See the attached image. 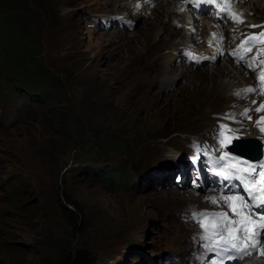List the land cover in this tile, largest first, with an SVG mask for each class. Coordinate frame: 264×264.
I'll return each instance as SVG.
<instances>
[{
	"label": "rangeland",
	"instance_id": "obj_1",
	"mask_svg": "<svg viewBox=\"0 0 264 264\" xmlns=\"http://www.w3.org/2000/svg\"><path fill=\"white\" fill-rule=\"evenodd\" d=\"M19 1L35 19L28 27L57 79L56 97L51 104L34 95L30 100L0 77V264H55L76 249L97 264H167L169 254L189 262L190 240L198 234L189 215L224 210L223 202L215 210L212 202L197 201L212 191L192 189L189 180L172 188L133 177L159 156L178 151L189 142L186 136L208 139L223 118L234 121L239 139L251 140L247 148L262 143L263 137L241 136L263 117L255 109L264 99L243 90V96L232 95L227 85L233 79L223 70L230 62L215 57L201 67L184 65L172 53L178 40L199 38L170 21L180 37L154 42L155 32L146 25L151 16L135 13L133 0ZM247 1L257 3L264 18L263 0ZM118 14H131L133 28L95 27L94 17ZM198 40L189 46L202 48ZM245 75L238 89L252 84ZM244 109H251V119L238 124ZM63 118L69 125L54 124ZM105 167L118 170L123 182L111 175L101 180ZM67 201L81 211L76 227L61 209L70 207ZM254 260L264 264L262 251Z\"/></svg>",
	"mask_w": 264,
	"mask_h": 264
},
{
	"label": "snow or ice",
	"instance_id": "obj_2",
	"mask_svg": "<svg viewBox=\"0 0 264 264\" xmlns=\"http://www.w3.org/2000/svg\"><path fill=\"white\" fill-rule=\"evenodd\" d=\"M209 2V0H206ZM232 0H220L217 4L219 9L222 5L227 15L235 22L243 23L242 19L237 14L231 13ZM195 6H199V0H193ZM251 27H258L252 25ZM215 36V34H213ZM256 47V58L247 62L249 69H254L256 66H261V72L257 77V82L262 95H264V60H259L258 57L264 53V32L258 35H250L241 43L239 52L243 54L239 56L243 59L245 55ZM257 89L249 87L244 89L245 93H252ZM240 95V93H237ZM256 111H264V104H261L255 109ZM251 109H246L242 114L247 119H251L248 112ZM264 122V117L256 122L257 126ZM264 131V128L261 129ZM232 132L237 138L239 129H229L227 125L219 126V146L210 151H221L225 146V139L229 141L231 137H227V133ZM235 147H241L237 144ZM213 165L218 166L213 168L215 175L223 180L236 181L237 183L231 186H226L221 190L219 197H212L211 202L219 206L223 202L228 211H213V212H194L193 216L201 227L204 229L205 236L203 239L209 241L211 246L222 250L221 253L235 252L239 258L244 255H250L251 251H264V241L261 240V233H264V161L259 164L249 162V160L239 159L236 155L229 156L228 153H223L213 160ZM241 189L243 194H241ZM227 193V194H226ZM237 202L241 210H237L233 202ZM231 212V215H229ZM248 240L254 241L260 247L257 249L254 245H249V248H244L245 242ZM250 249V250H249ZM228 258H237L230 256Z\"/></svg>",
	"mask_w": 264,
	"mask_h": 264
},
{
	"label": "trees",
	"instance_id": "obj_3",
	"mask_svg": "<svg viewBox=\"0 0 264 264\" xmlns=\"http://www.w3.org/2000/svg\"><path fill=\"white\" fill-rule=\"evenodd\" d=\"M0 3V69L2 67L0 77L4 78L7 83L6 87L13 93L17 94L19 91H23L30 100H32L30 95H34L35 100V97H39L44 102L51 104L56 97L54 91L57 79L45 66L39 53V41L33 37L31 29L28 27L35 23L33 15L31 16L27 9L29 5L27 3L21 5L23 2L20 4L19 0H0ZM30 7L36 9L39 7L42 10L40 5H30ZM9 11L12 15L8 14ZM24 67L28 69V72L23 70ZM29 73L33 74L30 79H28ZM1 86L5 85L1 84ZM60 123L69 125L65 119L61 122H54L58 125ZM110 157L112 156L105 155V159ZM110 169V167L103 169L101 180L108 181V175L121 180L118 171ZM67 204L70 207L62 206L61 209L64 214L69 216L71 224L76 227L81 211L72 202L67 201ZM97 263L96 257L89 252L76 249L68 252L60 259L59 263L55 264Z\"/></svg>",
	"mask_w": 264,
	"mask_h": 264
},
{
	"label": "bare ground",
	"instance_id": "obj_4",
	"mask_svg": "<svg viewBox=\"0 0 264 264\" xmlns=\"http://www.w3.org/2000/svg\"><path fill=\"white\" fill-rule=\"evenodd\" d=\"M161 2H158V3L154 4V3H148L146 0H133L132 4H130V5L133 6L132 9L135 10V13L142 14V15L143 14L145 15V13H148L147 16H151V18L146 19L147 20L146 21V25L148 27H150L152 33L155 32L154 42L163 41V37L162 36H164V39H165V37H167V38L170 37L172 39L180 37L181 33H179L177 35L173 34V31L175 32V28L172 29L171 27H169L170 26L169 23H171L170 21H172L173 23L177 21V22H180L183 25H187V29H186L185 32H187L188 34H191V35H196L197 38H199L200 35L208 36L211 33L219 34V35H223L224 34L223 27H220L213 20L208 19V18H202L200 20L199 19H194L187 12L181 11L182 10L181 7L177 6V4L175 2H173V3L175 4L176 8L173 5H171V4L169 5L166 1H161ZM248 2L249 1H247V0L243 1V3H242L243 6L241 5V7H238L235 4V9L238 10L239 13L242 14L243 17L246 18L249 23H260V22H263L264 18L262 17V14L258 13V11H257L258 8L256 6L258 4L257 3H251L250 5H247L246 3H248ZM260 2H264V0L260 1ZM260 2H259V4H260ZM252 6L256 8V9L255 8L252 9V11H254V15L255 16L254 17H249L248 16V12L251 11V9H249V7H252ZM262 9H264V7ZM129 15H131V14L123 15V18H124V20H127V21H129L130 23L133 24V22L129 18H127ZM189 23H191L192 27L189 25ZM177 25H178V23H177ZM196 40H198V39H195V41L192 40V41H186V42L178 40L177 45L178 46L182 45V44L189 45L190 43L194 44L196 42ZM190 47L191 48H196L194 46H190ZM196 49H198V48H196ZM173 59L175 60V58H173ZM217 60H219V59H217ZM188 67L189 68H193L191 66H188ZM223 67H224V69H223L224 70V74H226L228 77L233 79L232 81L229 80L228 81V85H227L228 88L232 87V95H236L237 96L236 92L239 91L240 95L243 96L244 91L242 93V90H244L246 88H249V87L254 88V85H252L253 83H252V80H251L252 84H250L249 86L248 85L244 86L243 89L240 88V87H242V85H240V87H239L240 89H238L239 84L236 86V83H241V79L246 77L245 74H247V73L244 74L243 73L244 71L242 72L241 69H240L241 70L240 71L239 69H237L233 65L223 64ZM185 69H186V67H185ZM248 76L250 77V75H248ZM246 94L247 95L250 94L249 96H253V95L259 96V95H257V92H255V93H246ZM261 104H264V103H261ZM244 110H246V109H244ZM263 117H264V115H263ZM240 126H236V127L240 128ZM262 126H264V122H262L259 125V127L256 126V125H252L250 130H248L246 132L241 129L242 130V136L241 137H244V139H257L260 136V137H263V139H264V136H262L258 132V128H264ZM211 129H214V126H212ZM241 139L242 138L239 139L240 142H242L244 144L249 142V141H251V140H241ZM254 142L258 143V145H256V143H254ZM254 142H251V143H253V145H250L249 148H246V151L248 152V156H251L249 153H254V152L258 151V147L260 145L262 146V143H264V140H262V143L259 142V139H258V141L255 140ZM247 158H250V157H247ZM212 197H218V193L217 192H214V193L213 192H208V193H206L203 196H199L197 201L211 202V198ZM211 205L214 207L215 210H217L218 208L221 207L222 203H220L219 206L216 205V204H211ZM223 209L225 211H228L227 208H223ZM206 246H209V245H206ZM221 252H222L221 249H219V248L215 249V254H213V257H214L215 260L219 261L221 259L220 258H216V257H220V255H226V253H222L220 255L217 254V253H221ZM258 253L261 254V251H259ZM262 254L264 255V251H262ZM242 262H244L246 264H258V263L255 262L254 259H250V258H248V259L245 258V259L242 260Z\"/></svg>",
	"mask_w": 264,
	"mask_h": 264
},
{
	"label": "water",
	"instance_id": "obj_5",
	"mask_svg": "<svg viewBox=\"0 0 264 264\" xmlns=\"http://www.w3.org/2000/svg\"><path fill=\"white\" fill-rule=\"evenodd\" d=\"M237 144L241 145V147H235ZM245 146L247 148L248 145H245L244 143L242 142H236L235 145L230 149V151L234 152V153H237L241 156H244V157H251V156H248V152L246 153L245 151ZM242 148V149H241ZM258 149H260V146L258 147Z\"/></svg>",
	"mask_w": 264,
	"mask_h": 264
},
{
	"label": "clouds",
	"instance_id": "obj_6",
	"mask_svg": "<svg viewBox=\"0 0 264 264\" xmlns=\"http://www.w3.org/2000/svg\"><path fill=\"white\" fill-rule=\"evenodd\" d=\"M24 109V108H23Z\"/></svg>",
	"mask_w": 264,
	"mask_h": 264
}]
</instances>
